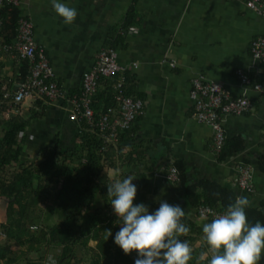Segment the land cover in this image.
Segmentation results:
<instances>
[{
	"label": "crops",
	"instance_id": "obj_1",
	"mask_svg": "<svg viewBox=\"0 0 264 264\" xmlns=\"http://www.w3.org/2000/svg\"><path fill=\"white\" fill-rule=\"evenodd\" d=\"M19 2L20 13L31 22L34 41L44 50L64 94L52 102L27 99L13 105L11 94L21 80L20 59L0 49V120L5 124L9 117H17L28 122L21 133L22 159L43 147L57 145L65 150L78 145V127L69 119L68 99L80 92L82 74L91 68L99 50L111 46L117 63L127 67L125 89L143 101V110L122 139L121 132L117 134L101 182L110 185L132 176L137 187L133 202L144 203L149 211L160 200L179 204L185 209L182 222L190 224L188 235L194 239L189 246L206 247L202 258L210 255L202 233L207 220L185 203L180 180L166 179L171 166L178 163L183 169L184 185L215 183L229 189L235 200L247 197L246 209L261 207L264 87L256 91L242 85L235 71L242 70L252 82L261 80L263 66L251 57L249 45L264 35L263 17L242 0H64L77 10L74 23L68 25L57 16L51 0ZM196 76L221 84L232 96L251 100L249 112L222 117L226 143L240 146L225 158L213 150L210 127L194 117L189 91ZM111 82L99 81L94 97L99 108ZM241 165L249 168L250 191L237 184ZM103 205L97 194L93 207ZM259 264H264V254Z\"/></svg>",
	"mask_w": 264,
	"mask_h": 264
},
{
	"label": "trees",
	"instance_id": "obj_2",
	"mask_svg": "<svg viewBox=\"0 0 264 264\" xmlns=\"http://www.w3.org/2000/svg\"><path fill=\"white\" fill-rule=\"evenodd\" d=\"M0 13V41L9 43L15 37L17 20L22 15L19 7L11 5L2 6ZM20 64L23 80L28 64L22 59ZM124 91L131 96L125 85ZM104 94L106 101L100 108L94 104L95 96L92 99L91 107L99 113L114 103L109 83ZM1 108L0 105V111ZM6 122L0 120V198L5 201L4 221L0 223V233L4 236L0 241V264H47L42 263L41 256L33 260L30 255L51 247L59 251L54 256L56 264H78L87 255L89 264H133L136 252L125 254L113 242L120 227L119 219L112 211L107 185L100 180L104 165L112 157V144L101 151L103 139L82 122L76 147L65 150L57 145L43 147L39 150L40 160L28 162L22 159L21 135L28 122L17 117H9ZM119 132L122 139L126 134ZM238 150L240 146H229L225 141L219 157L225 158ZM175 168L184 186L185 203L195 208L206 204L226 210L235 202V195L229 189L215 183L201 181L184 185L183 169L178 163ZM97 194L104 202L103 207H93ZM48 196H52L53 202L47 211L56 214L58 221L40 226L43 211L39 203ZM245 211L249 223H264V201L259 209ZM183 223L190 227L189 223ZM188 233L182 234L180 239L192 244L194 239ZM89 241H94V246L89 245ZM205 250L206 247L193 248L188 264H207L210 255L202 258Z\"/></svg>",
	"mask_w": 264,
	"mask_h": 264
},
{
	"label": "built area",
	"instance_id": "obj_3",
	"mask_svg": "<svg viewBox=\"0 0 264 264\" xmlns=\"http://www.w3.org/2000/svg\"><path fill=\"white\" fill-rule=\"evenodd\" d=\"M242 1L248 9L264 18V0ZM19 3V0H0V12L4 5L18 7ZM1 25L0 13V29ZM0 49L14 54L18 59L26 60L28 64V73L23 80L16 83V89L11 94L13 105H18L27 99H44L52 102L64 97L44 50L34 41L32 24L26 17L18 18L14 39L9 43L0 42ZM249 50L251 57L264 65V35L252 39ZM116 59L117 52L113 47L101 48L91 68L82 74L80 92L71 95L68 99L71 105L69 119L77 124L78 132H80V123L82 122L90 132L96 131L103 139L101 151L116 141L119 131L128 130L143 110L141 99L125 94L127 67L119 65ZM235 74L239 82L246 87H251L256 91H260L264 87V66L261 80L257 82H252L242 70H236ZM105 79H112L111 88L116 108L111 107L95 115L91 107L92 99L97 92L99 81ZM189 98L192 101L195 119L209 126L212 131V147L216 153L221 151L225 142L221 125L222 117L244 114L252 108L251 100L245 95L232 96L224 86L202 76L191 79ZM238 173V186L245 191L252 190L249 168L241 165L238 167ZM166 179L172 182L178 181V173L174 166H171L167 171ZM224 211L206 204L196 207L197 215L208 221L223 214Z\"/></svg>",
	"mask_w": 264,
	"mask_h": 264
},
{
	"label": "clouds",
	"instance_id": "obj_4",
	"mask_svg": "<svg viewBox=\"0 0 264 264\" xmlns=\"http://www.w3.org/2000/svg\"><path fill=\"white\" fill-rule=\"evenodd\" d=\"M51 4L63 23H74L76 8L64 0H51ZM133 180L128 176L107 185L110 205L120 225L113 236L114 244L125 254L136 252L133 264H188L192 249L180 239L189 232L182 222L185 209L164 200L153 211L144 203H134L137 187ZM249 204L247 197L238 196L223 214L202 224L210 252L207 264H259L264 254V223L248 222L245 210ZM46 259L47 264H56L53 256Z\"/></svg>",
	"mask_w": 264,
	"mask_h": 264
},
{
	"label": "rangeland",
	"instance_id": "obj_5",
	"mask_svg": "<svg viewBox=\"0 0 264 264\" xmlns=\"http://www.w3.org/2000/svg\"><path fill=\"white\" fill-rule=\"evenodd\" d=\"M40 160V155L39 152L36 154H33L31 157H29V159H27L26 161L30 162L33 161L35 163H37ZM52 196H48L46 197L44 202L39 203V208L43 211V216L42 219L40 220V222L38 223L40 226H47V225H51L55 222L58 221V217L56 216V214L54 213H48L47 209L49 208V206L52 205ZM4 207H5V201L2 200V198H0V223H2L4 221ZM31 229H35L34 227ZM3 234L0 233V241H3ZM95 242L94 241H89V245L94 246ZM16 253L18 251V249L16 247H14ZM58 249L55 247H51L48 249H42L40 252H38L37 254L32 253L30 255L31 259L36 260V258L38 257H42V263H46L47 262V257L49 255L51 256H55L58 254ZM22 261V259H21ZM22 264V262H21ZM78 264H89V257L88 255L83 259V261H81Z\"/></svg>",
	"mask_w": 264,
	"mask_h": 264
}]
</instances>
